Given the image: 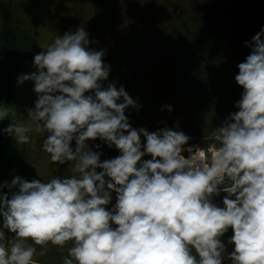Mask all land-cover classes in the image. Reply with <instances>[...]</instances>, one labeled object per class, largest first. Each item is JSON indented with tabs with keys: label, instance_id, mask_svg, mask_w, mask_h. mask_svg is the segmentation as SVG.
I'll list each match as a JSON object with an SVG mask.
<instances>
[{
	"label": "clouds",
	"instance_id": "clouds-1",
	"mask_svg": "<svg viewBox=\"0 0 264 264\" xmlns=\"http://www.w3.org/2000/svg\"><path fill=\"white\" fill-rule=\"evenodd\" d=\"M262 37L264 28L245 42L251 52L235 76L243 89L238 111L205 137L207 150L188 147L185 158L190 137L182 131L131 126L125 110L140 106L123 86H103L106 50L88 47L83 25L55 36L34 56L36 71L17 77L18 85L32 81L37 96L27 121L3 131L19 145L32 142L30 133L46 134L43 151L54 164L71 162L72 174L0 185L11 193H0V264H39L34 257L48 244L67 251L63 264H225L221 237L229 229L227 260L264 264ZM9 113L0 102V121ZM97 138L120 155L101 161L87 143ZM221 192L223 207L212 201Z\"/></svg>",
	"mask_w": 264,
	"mask_h": 264
},
{
	"label": "rangeland",
	"instance_id": "rangeland-1",
	"mask_svg": "<svg viewBox=\"0 0 264 264\" xmlns=\"http://www.w3.org/2000/svg\"><path fill=\"white\" fill-rule=\"evenodd\" d=\"M172 1L180 11L186 10L183 15L178 10L171 19L167 0H0V31L5 23L14 26L26 32L37 47L23 60L19 50L9 49L0 36V102L10 107L8 119L0 121L3 152L13 147L14 139L3 129L9 123L27 121L26 109L34 108L37 99L33 82L18 85L17 77L36 71L34 56L55 36L74 32L82 25L90 49L106 50L103 58L120 62L102 84L105 88L109 83L118 89L123 86L140 106L139 110H125L129 122L138 116L145 122L163 124L169 117L180 115L186 119L184 134L191 136L184 148L195 143L208 148L212 141L205 137L238 111L235 105L243 89L235 76L238 64L251 52L245 42L252 40L256 29L264 28V0ZM149 92L156 93L158 99L144 97ZM168 102L175 108L164 111ZM29 135L32 142L23 145L25 158H21V169L14 177L47 182L52 162L37 145L39 137L46 134ZM112 195L108 206L114 207L116 194ZM228 232L221 237L226 245L225 264H231L227 253L234 248L228 243ZM33 246L37 253L42 250ZM34 258L39 264H63L64 257L47 249L45 255Z\"/></svg>",
	"mask_w": 264,
	"mask_h": 264
},
{
	"label": "flooded vegetation",
	"instance_id": "flooded-vegetation-1",
	"mask_svg": "<svg viewBox=\"0 0 264 264\" xmlns=\"http://www.w3.org/2000/svg\"><path fill=\"white\" fill-rule=\"evenodd\" d=\"M167 1H168L169 5H171V3L173 2L172 0H167ZM176 7H177V4H175V3L173 5H171V7H170L171 11L169 12L170 18L175 17L176 12L179 10ZM185 10L186 9H183V11L179 10V15H183ZM213 12L215 13V12H220V11H217V10L214 11L213 10ZM261 29H256L255 31H257V33H258ZM253 33H254V35L256 34L255 32H253ZM262 39H264V37H262ZM103 60H104L105 64L109 66L110 69L116 68L117 65H119V63H120V62H116V61L113 63V61L107 57L103 58ZM110 73L114 74L115 72L110 71ZM113 77L116 78L115 76H113ZM169 106L171 108H174V104H171L168 102L167 107L164 108L163 110L168 111ZM134 119H136V121H133ZM185 120L186 119L184 117H181L180 115H173V116L169 117L168 119H166L163 124H159V123L153 122V120H149L150 122H148V121L145 122L144 119L136 116L129 123L131 124V126L133 128H136V129L145 128L149 132H155V131L162 129V128H168V129H171L174 131H182L183 133H186L187 125L184 122ZM189 137H191V136L189 135ZM43 140H44L43 136L39 137L38 144H37L39 147H42ZM141 140H142V143H146V140L142 135H141ZM87 143L89 144L90 148H92L93 151H98V152L102 153L100 156L101 161L110 160V159L115 158L116 156L120 155V152L115 148V146L109 148L105 142L101 141L98 138L94 141L89 140ZM96 145H99L100 147L97 148ZM72 147H73V149L75 148V141L72 142ZM186 148L187 147H185V150H186ZM142 159L147 160V159H151V157L146 155ZM70 163L71 162H66L63 165H57V164L51 163V172H50V175L48 177V180L54 175L60 176V177L71 175L72 173H71L70 169L68 168ZM97 171L99 172V171H101V169H97ZM107 208H108V210H111L113 207L107 206ZM2 223H3V221H2ZM6 235L9 238L14 236L13 233H8L7 231H6ZM227 235L230 237L233 235V232L231 229H229V232L227 233ZM28 243L31 244L30 241H28ZM70 246H71V243H69V245H67L66 247H70ZM47 249H49L53 252H56V253H61L63 255V257L67 255L66 250L64 252H60L56 246H53L51 244L47 245Z\"/></svg>",
	"mask_w": 264,
	"mask_h": 264
},
{
	"label": "trees",
	"instance_id": "trees-1",
	"mask_svg": "<svg viewBox=\"0 0 264 264\" xmlns=\"http://www.w3.org/2000/svg\"><path fill=\"white\" fill-rule=\"evenodd\" d=\"M4 27H2L0 31V36L5 42L6 45H8V48L10 49H17L20 54V58L23 60H27V58L30 54L33 53L36 50V43L33 42L27 35L26 32L20 31L18 28H15L14 26H10L9 24L5 23L3 24ZM22 35L24 38H22ZM2 42V41H1ZM25 49H28V52H24ZM25 56V57H24ZM177 95V93H175ZM144 97L151 100L152 97L155 99H158L156 93L149 92L145 93ZM145 101V100H144ZM145 104V102H143ZM168 104V103H167ZM147 105H142V107H145ZM175 108V105H174ZM147 111V110H146ZM144 111V112H146ZM145 116H148L147 113ZM14 138V136H13ZM4 146L3 144H0ZM6 145V144H5ZM13 147L8 151L6 150L3 152V148L0 146V185L4 184L5 182L10 183L11 180L14 177V173L19 174L18 169H21L22 160L25 153L23 145L16 144L15 138L12 142ZM207 148V147H204ZM0 193H8L10 198V191L7 187L0 188ZM227 195L226 193H220L219 196H214L213 203H215L219 207H223V198ZM2 217H0V220ZM2 222V220H1Z\"/></svg>",
	"mask_w": 264,
	"mask_h": 264
},
{
	"label": "bare ground",
	"instance_id": "bare-ground-1",
	"mask_svg": "<svg viewBox=\"0 0 264 264\" xmlns=\"http://www.w3.org/2000/svg\"><path fill=\"white\" fill-rule=\"evenodd\" d=\"M191 146H192V145L187 146V148H188V147H191ZM182 155H183L185 158H187V157L189 156V152L185 150V151L182 153Z\"/></svg>",
	"mask_w": 264,
	"mask_h": 264
},
{
	"label": "built area",
	"instance_id": "built-area-1",
	"mask_svg": "<svg viewBox=\"0 0 264 264\" xmlns=\"http://www.w3.org/2000/svg\"><path fill=\"white\" fill-rule=\"evenodd\" d=\"M197 146H200V144L199 143H195V144H192V148H193V150H195V148L197 147ZM201 147V146H200ZM205 150H207V148H205ZM189 155H190V153H189Z\"/></svg>",
	"mask_w": 264,
	"mask_h": 264
}]
</instances>
